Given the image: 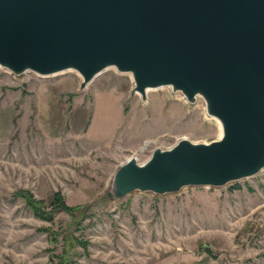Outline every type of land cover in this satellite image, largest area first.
Masks as SVG:
<instances>
[{
    "label": "rangeland",
    "instance_id": "rangeland-1",
    "mask_svg": "<svg viewBox=\"0 0 264 264\" xmlns=\"http://www.w3.org/2000/svg\"><path fill=\"white\" fill-rule=\"evenodd\" d=\"M80 80L0 66V264H264V166L220 186L113 194L128 158L217 139L202 97L160 86L142 99L113 67Z\"/></svg>",
    "mask_w": 264,
    "mask_h": 264
},
{
    "label": "water",
    "instance_id": "water-1",
    "mask_svg": "<svg viewBox=\"0 0 264 264\" xmlns=\"http://www.w3.org/2000/svg\"><path fill=\"white\" fill-rule=\"evenodd\" d=\"M0 66L74 70L79 88L113 67L142 99L160 86L202 97L217 139L128 158L113 173L115 197L220 186L264 166V0H0Z\"/></svg>",
    "mask_w": 264,
    "mask_h": 264
},
{
    "label": "trees",
    "instance_id": "trees-1",
    "mask_svg": "<svg viewBox=\"0 0 264 264\" xmlns=\"http://www.w3.org/2000/svg\"><path fill=\"white\" fill-rule=\"evenodd\" d=\"M27 203H28L30 206H32V204H31L29 201H27Z\"/></svg>",
    "mask_w": 264,
    "mask_h": 264
},
{
    "label": "bare ground",
    "instance_id": "bare-ground-1",
    "mask_svg": "<svg viewBox=\"0 0 264 264\" xmlns=\"http://www.w3.org/2000/svg\"><path fill=\"white\" fill-rule=\"evenodd\" d=\"M149 89V88H148ZM148 89H146V91L148 90ZM219 125V124H218ZM219 131H220V127H219Z\"/></svg>",
    "mask_w": 264,
    "mask_h": 264
}]
</instances>
